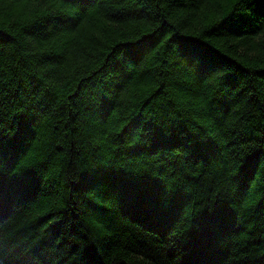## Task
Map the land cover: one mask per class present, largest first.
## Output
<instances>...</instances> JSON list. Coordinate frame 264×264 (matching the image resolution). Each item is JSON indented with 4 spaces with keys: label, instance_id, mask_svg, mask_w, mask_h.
I'll use <instances>...</instances> for the list:
<instances>
[{
    "label": "trees",
    "instance_id": "trees-1",
    "mask_svg": "<svg viewBox=\"0 0 264 264\" xmlns=\"http://www.w3.org/2000/svg\"><path fill=\"white\" fill-rule=\"evenodd\" d=\"M0 264H264V0H0Z\"/></svg>",
    "mask_w": 264,
    "mask_h": 264
}]
</instances>
